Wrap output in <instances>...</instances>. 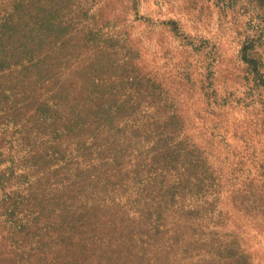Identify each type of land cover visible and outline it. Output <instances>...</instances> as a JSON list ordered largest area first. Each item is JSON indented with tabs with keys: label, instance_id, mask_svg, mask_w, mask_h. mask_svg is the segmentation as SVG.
Here are the masks:
<instances>
[{
	"label": "rangeland",
	"instance_id": "obj_1",
	"mask_svg": "<svg viewBox=\"0 0 264 264\" xmlns=\"http://www.w3.org/2000/svg\"><path fill=\"white\" fill-rule=\"evenodd\" d=\"M36 2L0 0V143L24 142V129L39 125L36 101L51 89L29 86L26 80L21 85V67L16 65L20 55L15 62L12 50L9 29L16 8ZM59 2L62 81L79 80L98 68L111 74L110 84L128 89L125 99H134L139 112L146 113L140 123L168 128L170 139L182 149L175 169L189 153L188 158L202 160L199 172L210 169L201 176L215 172L216 187L201 192L177 188L174 202L162 199L157 194L160 181L173 185L178 172L163 174L166 161L159 157L156 179H146L138 188L133 184L126 193L121 190L123 199H110L102 212L101 227L108 220L116 233L126 229L129 245L114 241L99 250L96 239L81 233L63 243L52 235L45 240L46 262L264 264V90L255 86L245 61L246 54L264 60V0ZM26 89L35 90V100L28 99ZM32 139L31 145L41 146L36 134ZM148 148L141 149L144 158L161 152ZM245 186L253 188L247 197ZM10 248L0 235V251Z\"/></svg>",
	"mask_w": 264,
	"mask_h": 264
},
{
	"label": "trees",
	"instance_id": "obj_2",
	"mask_svg": "<svg viewBox=\"0 0 264 264\" xmlns=\"http://www.w3.org/2000/svg\"><path fill=\"white\" fill-rule=\"evenodd\" d=\"M59 8V0H38L24 8L29 9L27 13L16 8V21L9 29L15 62L20 55L16 63L21 67L18 82L24 85L26 80L37 88L50 85L51 89L36 101L39 125L24 129V142L0 143V235L11 244L10 250L0 251V263L49 264L43 255L45 240L52 235L63 243L81 233L96 239L93 244L101 246L99 250L111 247L114 241L129 245V238L124 237L126 229L116 233L108 220L101 227L102 212L109 208L110 199H123L119 196L121 190L126 193L133 184L138 188L144 180L156 179L153 171L159 170L154 169L159 157L166 161L163 174L178 172L173 185L166 187L163 179L157 186L162 199L169 197L174 202L180 193L177 188L192 187L201 192L206 187H216L215 172L209 177L201 176L210 169L199 172L202 160L188 158L189 153L183 154L184 160L175 169L182 149L170 139L168 128L156 122L140 123L146 113L139 112L134 99H125L130 95L128 89L110 84L111 74L98 68L79 80L62 81L57 52L62 39L57 36ZM51 45L55 47L49 48ZM245 61L252 69L255 86L264 90L262 56L246 54ZM118 80L123 83L124 78ZM26 91L28 99L35 100V90ZM35 134L41 146L31 145ZM145 146L161 152L144 158L141 149ZM148 166L151 169L147 170ZM138 190L143 195L144 191ZM245 190L247 197L253 188L245 186ZM241 205L250 212L246 202ZM127 236L135 240V236ZM54 261L50 264H57L58 260Z\"/></svg>",
	"mask_w": 264,
	"mask_h": 264
}]
</instances>
